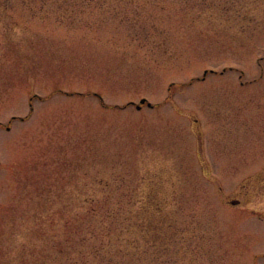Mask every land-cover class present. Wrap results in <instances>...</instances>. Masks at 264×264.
Instances as JSON below:
<instances>
[{
	"label": "rangeland",
	"instance_id": "obj_1",
	"mask_svg": "<svg viewBox=\"0 0 264 264\" xmlns=\"http://www.w3.org/2000/svg\"><path fill=\"white\" fill-rule=\"evenodd\" d=\"M77 8L0 7V264H23L39 227L53 233L117 176L128 192L153 182L172 215L140 263L264 264L250 211L264 200L238 195L264 181V0Z\"/></svg>",
	"mask_w": 264,
	"mask_h": 264
},
{
	"label": "trees",
	"instance_id": "obj_2",
	"mask_svg": "<svg viewBox=\"0 0 264 264\" xmlns=\"http://www.w3.org/2000/svg\"><path fill=\"white\" fill-rule=\"evenodd\" d=\"M12 0H0V7ZM31 8L53 11L70 18L77 11V4L94 3L97 0H21ZM137 1V0H128ZM126 178L98 180L103 189L84 194L81 192L73 218L67 217L63 225L53 233L39 227L42 237L33 242L31 257L20 258L23 264H142V256L136 250L142 242L148 247L159 243L166 245L169 234L175 232L172 215L159 200V191L152 182L150 189L139 193L123 190ZM116 180V181H115ZM150 183V182H149ZM112 187L113 190H108ZM52 219V218H51ZM44 232V233H43ZM72 234V237H69ZM64 236V237H62ZM59 237V238H57ZM143 237V240H142ZM129 246V250L125 248ZM73 248L74 256L60 258L56 254L67 253ZM66 255V254H65ZM128 262V263H127Z\"/></svg>",
	"mask_w": 264,
	"mask_h": 264
},
{
	"label": "flooded vegetation",
	"instance_id": "obj_3",
	"mask_svg": "<svg viewBox=\"0 0 264 264\" xmlns=\"http://www.w3.org/2000/svg\"><path fill=\"white\" fill-rule=\"evenodd\" d=\"M263 170L259 172V175H262L264 173ZM262 180H263V178H262ZM259 181H260V178L253 181L252 184L243 183L240 186V189L238 191V195H242V197H244V198H246V197L250 198L251 194L253 193L254 197H261L264 200V181H263V184ZM243 201L244 200L237 198V197H233L231 199V203L234 207H243V205H244ZM250 211L253 215H256V216L258 215L260 217L264 216V209H257L255 207L250 206Z\"/></svg>",
	"mask_w": 264,
	"mask_h": 264
},
{
	"label": "water",
	"instance_id": "obj_4",
	"mask_svg": "<svg viewBox=\"0 0 264 264\" xmlns=\"http://www.w3.org/2000/svg\"><path fill=\"white\" fill-rule=\"evenodd\" d=\"M147 102L146 98L141 99V103L137 105V107L140 109L143 104ZM148 105H151V102H147Z\"/></svg>",
	"mask_w": 264,
	"mask_h": 264
}]
</instances>
